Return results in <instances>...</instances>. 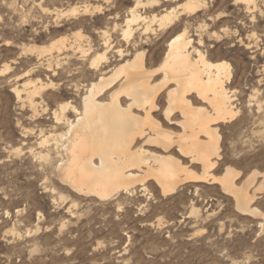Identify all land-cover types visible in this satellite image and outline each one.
Masks as SVG:
<instances>
[{"label":"rangeland","instance_id":"obj_1","mask_svg":"<svg viewBox=\"0 0 264 264\" xmlns=\"http://www.w3.org/2000/svg\"><path fill=\"white\" fill-rule=\"evenodd\" d=\"M159 1L166 6L145 4L139 10L150 16L178 3ZM40 2L52 11L84 3L101 4L105 10L63 18V25L54 27L52 15L41 12ZM259 2L264 5V0ZM135 3L136 0H0V264H264L263 217L240 212L234 197L218 183L185 182L175 192L163 195L159 185L149 179L147 192L137 184L133 194L121 193L113 200L101 201L79 195L61 182L55 171L58 154L54 140L49 143L54 158L51 162L37 160L30 152L31 148L35 152L45 149L39 144L44 134L64 131L63 124L55 122L54 110L68 101L79 106L78 91L83 92L96 77L87 66L83 70L80 54L74 49L59 57L54 54L53 73L41 63L45 64L49 56L38 58L37 54L23 53V47L48 45L80 29L92 44L100 39V32L107 30L118 46L126 48L122 30L114 23L124 25L127 11ZM233 3L214 0L205 10L189 17L181 15L170 27L147 34L151 41L143 49L147 66L157 68L167 40L187 24L194 44L209 59L231 64L228 86L235 91L234 104L239 114L219 123L223 158L212 172L221 175L228 166L237 168L241 171L237 179L240 184L257 170L250 187L253 192L264 173V19L256 21L257 48L247 49L240 38L247 41V31L243 30H250L251 23L244 25L237 19L243 14ZM46 21L51 24L48 30ZM143 23L135 25L139 28L136 36ZM6 65L10 69L2 72ZM29 78L53 82L41 97L37 96L36 116L29 102L18 101L12 92L15 85ZM161 79L162 74L156 73L151 80L155 83ZM167 91L164 88L159 98L162 109L168 105ZM192 98L201 104L194 95ZM157 114L165 128L181 131L179 124L167 122L162 110ZM173 116L181 118L178 112ZM147 147L160 150L154 145ZM18 148L22 151L17 152ZM172 151L189 161L176 146ZM189 165L202 171L200 164ZM254 204L264 213V192L258 191Z\"/></svg>","mask_w":264,"mask_h":264},{"label":"bare ground","instance_id":"obj_2","mask_svg":"<svg viewBox=\"0 0 264 264\" xmlns=\"http://www.w3.org/2000/svg\"><path fill=\"white\" fill-rule=\"evenodd\" d=\"M165 1L178 3L148 16L141 13L140 6L166 5L159 0H136L127 11L125 24L114 23L115 28L122 30L126 48L118 46L107 30L100 32V39L92 44L80 29L73 31L71 36H59L48 45L34 43L23 47V53L37 54L38 58L49 56L45 64L44 61L41 63L46 66V71L53 73L56 72L52 64L54 54L59 57L74 49L80 54L82 68L87 66L96 77L83 92L78 91L79 106L68 101L60 103L54 110L55 122L63 124L64 131L45 136L41 129L44 138L39 144L45 149L35 152L31 148L30 152L37 160L51 162L54 158L49 143L54 140L53 146L58 154L55 171L61 182L79 195L94 196L101 201L113 200L121 193L133 194L137 184L147 192L146 181L149 179L159 185L163 195L175 192L185 182L218 183L224 192L234 197L235 207L240 212L263 217L264 231V213L254 204L258 191L264 192V173L261 184L252 192L250 187L257 170L240 184L237 179L241 171L237 168L228 166L221 175L212 172L223 158L219 123L231 121L239 114L234 104L235 91L228 86L231 64L226 60L209 59L206 52L194 44L187 24L167 40L162 62L157 68L146 64L143 45L151 41L147 34L170 27L181 15L189 17L207 9L214 0ZM233 1L243 14L237 19L244 25L247 21L251 23L250 30H243L247 31V41L243 38L240 41L247 49L257 48L255 26L256 21L264 19V5L259 0ZM39 7L44 14L52 15L54 27L63 25V18H77L105 10L101 4L89 3L53 11L41 2ZM138 22L144 23L136 36L139 28L135 25ZM46 23L45 30H48L51 24ZM9 69L10 65H6L2 72ZM156 73H161L162 79L152 83ZM41 80L29 78L12 89L18 101L29 102L34 116L39 106L37 96L41 97L44 89L53 84ZM164 88L168 90V105L162 109L159 98ZM193 95L201 104L194 101ZM159 110L163 111L168 123L179 124L181 131L176 133L165 128L158 117ZM175 112L181 118H174ZM149 145L160 150H152L147 147ZM173 146L189 161L175 155ZM20 151L22 149L18 148L17 152ZM189 162L200 164L202 171H195ZM60 197L64 198L63 195ZM192 212L198 210L193 209Z\"/></svg>","mask_w":264,"mask_h":264}]
</instances>
